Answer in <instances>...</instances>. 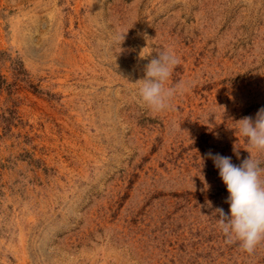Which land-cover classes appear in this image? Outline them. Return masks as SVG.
<instances>
[{
	"label": "rangeland",
	"instance_id": "374dc122",
	"mask_svg": "<svg viewBox=\"0 0 264 264\" xmlns=\"http://www.w3.org/2000/svg\"><path fill=\"white\" fill-rule=\"evenodd\" d=\"M161 49L189 90L153 112ZM0 52V264H264L225 243L206 155L264 161L236 131L264 107V0H0Z\"/></svg>",
	"mask_w": 264,
	"mask_h": 264
},
{
	"label": "clouds",
	"instance_id": "9594fccd",
	"mask_svg": "<svg viewBox=\"0 0 264 264\" xmlns=\"http://www.w3.org/2000/svg\"><path fill=\"white\" fill-rule=\"evenodd\" d=\"M119 39L123 40L121 35ZM180 60L171 49L157 51L145 66V76L139 82V97L143 105L153 112H161L172 107V100L177 95H183L189 89L183 83L166 87L173 70ZM238 129L241 136L246 138L251 149L264 153V107L260 108L255 118L245 116L239 121ZM248 151V150H247ZM250 156L239 165L233 164L229 156L212 154L206 155L213 160L219 170L229 193L225 203L229 204V213L223 208H216L213 214L217 225L225 237L226 244L239 243L240 248L252 254L257 245L264 240V161ZM239 159V153H235ZM211 207V202H208Z\"/></svg>",
	"mask_w": 264,
	"mask_h": 264
},
{
	"label": "trees",
	"instance_id": "16d2710c",
	"mask_svg": "<svg viewBox=\"0 0 264 264\" xmlns=\"http://www.w3.org/2000/svg\"><path fill=\"white\" fill-rule=\"evenodd\" d=\"M0 54L2 55V53L0 52ZM23 68H21V66L19 67V71H15V73L17 74V75H19V74H22L23 73V70H22ZM17 78L19 77V76H16ZM5 84H7V81H6V79L4 78V76H1L0 75V88L3 86V85H5Z\"/></svg>",
	"mask_w": 264,
	"mask_h": 264
}]
</instances>
